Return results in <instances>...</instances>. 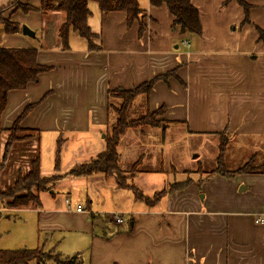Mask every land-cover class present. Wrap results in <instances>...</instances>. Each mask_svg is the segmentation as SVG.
Returning <instances> with one entry per match:
<instances>
[{
  "label": "crops",
  "instance_id": "obj_1",
  "mask_svg": "<svg viewBox=\"0 0 264 264\" xmlns=\"http://www.w3.org/2000/svg\"><path fill=\"white\" fill-rule=\"evenodd\" d=\"M12 2L0 0V11ZM26 2L35 8L40 5V0L22 3ZM225 2L190 0L199 14L200 37L172 28L174 18L165 5L153 7L149 0L142 3L144 9L139 7L143 16L140 34L138 22L127 26L124 13H102L97 5L89 7L88 26L99 37L93 41L99 50H89L86 41L78 37L84 43L79 41L75 34L70 35L68 49H61L57 32L63 13L58 15L55 49L44 44V34L39 35L42 46L37 49V63L50 70L26 89L8 93L0 118L2 130L20 116L21 107L24 110L34 105L21 121L22 129L56 134L57 138L65 133L93 134L101 145L93 154L87 153L91 158L105 146L99 137L107 123V91L130 90L170 73L166 81L160 79L153 85L144 115L147 109L153 113L163 108V115L156 120L187 135L217 139L215 134L226 132L230 137L226 169L238 155L237 149L247 148L249 142V149L255 150L249 157L254 161V172L233 177L213 174L200 185L191 184L164 196L154 206L139 202L143 208L101 213L98 207L90 210L94 204L91 197L87 210L81 203L65 199L72 211L53 208L39 212L38 225L43 231H79L89 236L81 239L88 243V250L76 264H264V173L258 172L264 165V41L259 40L258 32H264V0H245L249 6L247 22L237 0L223 6ZM58 13L24 15L8 10L2 20L26 25L37 38L41 26ZM29 42L17 34L0 36L4 48L33 49ZM58 89L60 94H56ZM79 91L80 95L75 94ZM83 105L85 109L79 108ZM147 128L136 131L143 134ZM63 140L60 165L66 138ZM55 143L49 148L53 159ZM77 158L74 154L67 164ZM137 160L134 158L131 166ZM92 176L110 179L109 185L119 189L112 177H87ZM68 178L72 179L63 176L62 181L66 183ZM77 206L82 213L74 211ZM123 216L128 217L127 225H123ZM258 218L260 222H256ZM109 224L116 226L115 230L108 228Z\"/></svg>",
  "mask_w": 264,
  "mask_h": 264
},
{
  "label": "rangeland",
  "instance_id": "obj_2",
  "mask_svg": "<svg viewBox=\"0 0 264 264\" xmlns=\"http://www.w3.org/2000/svg\"><path fill=\"white\" fill-rule=\"evenodd\" d=\"M19 1L23 2V0ZM144 1L138 0L141 9H144L142 7ZM228 3L223 4V6ZM89 7H96V4L89 2ZM18 12L24 14L21 10H18ZM58 15L61 16L62 13L52 14L51 20L45 23L44 28L41 26L37 32V38L24 36L22 28L27 26L18 24L17 32L11 35L17 34V36L30 39V45L34 49H38L42 46L41 42H38L39 35L44 34L46 37V43L44 44L49 49H55L54 36L59 19ZM29 30L33 33L31 29ZM4 34V24L3 21H0V36ZM75 38L83 42L77 35H75ZM80 93L81 91L75 92L78 95ZM56 94H60V89L56 91ZM49 95L47 94V96ZM143 99L144 97H138L134 101L127 112L128 119H137L144 115ZM42 103L41 101L40 104ZM79 108L85 109L84 105ZM22 111L23 107L19 109V115H21ZM162 127L163 125L156 130L144 129L143 134H139L140 132L138 131H128L129 134L121 139L118 148L121 155L120 166L124 171L130 169L134 158L141 159V164L138 168L139 173L132 183L146 197H152L153 194L169 187L173 183L183 182L187 177L197 180L199 176L197 173L194 174V172L199 169L210 171L216 166L218 138L197 133L187 135L182 129H166L164 127L165 131H163ZM6 135H0V158L3 153ZM132 135H135L134 137L136 138L132 137ZM57 136L56 134L41 132L28 142L12 145L8 150L7 160L0 174V191L8 189L16 180L19 172L25 175L30 170L31 161L37 157L39 158L40 171L43 175L50 176L55 174L53 171L54 159L49 154V148L51 142H56ZM61 137L66 138L65 149H63L61 154L62 164L59 167L61 176L76 164L87 162L90 158L87 157V153L93 154L101 145V142L93 134L65 133ZM99 139L103 141V133ZM241 141L245 142V140ZM250 146L251 144L248 142L247 148L241 147L243 148L242 150L241 148L237 149L239 153L228 165L227 170H234L249 159L255 152V150L249 149ZM78 147L80 148L78 149ZM74 154L78 155V158L73 163L67 164ZM100 177L103 176L84 177L80 181L71 177L72 179L68 178L65 180L66 183L61 179V181L53 183L46 191L39 193L38 207L20 208L17 210L0 207V251L42 250L45 262L38 263L34 261L29 264H55L48 257L70 259L74 256L79 258L81 254H85L88 250V243H82L81 239L83 236L88 239V235L79 231L60 232L52 230L46 232L39 228L38 213L53 208L65 210L63 204L65 199L71 200L72 204L81 203L87 210L90 207L88 204H90L92 197L94 204L91 205L90 210L94 211L93 207H98L103 210L101 213L106 212V210L124 212L144 207L142 203L134 201L131 192L112 188L109 185L110 179L104 180V178ZM127 221L128 217L123 216V225H127ZM108 226V228L115 230L116 226L114 227L112 224ZM73 241H77L75 246L70 245ZM82 258H84V255Z\"/></svg>",
  "mask_w": 264,
  "mask_h": 264
},
{
  "label": "trees",
  "instance_id": "obj_3",
  "mask_svg": "<svg viewBox=\"0 0 264 264\" xmlns=\"http://www.w3.org/2000/svg\"><path fill=\"white\" fill-rule=\"evenodd\" d=\"M231 0H226L228 3ZM95 3L99 11L102 13L122 12L126 15L127 26H130L134 21L138 22L139 34L142 32V11L139 9L137 0H40V5L35 8L26 3H21L19 0H13L11 5L0 11V21L4 24V33L11 35L17 32V25L9 21L2 20V14L5 11L21 10L24 14L30 12H38L40 14L61 12L64 14V21L58 29V39L61 43V49L67 50L69 38L71 34L77 35L79 38L86 41L89 50H99V46L93 43L98 40V36L91 33L88 26V18L90 11L88 3ZM245 13V21L247 22V13L249 6L245 0H237ZM149 4L153 7L165 5L169 14L174 18L172 28H179L182 34H188L196 37L201 35V24L198 11L190 3V0H149ZM259 40L264 41V32L259 31ZM50 68L41 66L37 63V49H13L0 46V118L6 107L7 95L11 91H21L26 89L30 83L37 82L40 74L46 73ZM170 74V73H169ZM169 74L152 79L142 83L130 90H112L106 93V115L107 123L104 134V149L95 156L89 158L85 163H79L73 166L63 174L72 178L87 177L92 174H103L105 177H112L116 186L122 190L131 192L133 198L137 202H143L146 206H154L164 196L175 191L183 190L191 184L200 185L206 181L211 175L219 174L224 177H233L239 174H248L254 172V161L249 158L243 166L235 170L229 171L225 167V154L230 144L229 134L226 132L215 134L218 138V153L216 156V166L213 170L205 173L199 169L194 174H199L197 180L187 177L183 182H176L169 187L160 190L153 194L152 197H146L142 192L132 184V179L139 172L138 168L141 164V159H138L128 171L122 170L120 166V155L118 152L121 139L128 131L138 130L143 128H161L167 129L166 123L157 121L160 118L164 109L159 108L153 113L146 110L145 115L137 119H128L127 112L138 97H144L143 105L145 108L148 104V95L158 80L166 81ZM34 105H28L24 108L21 115L15 119L9 129H0V135L7 134L4 141L3 153L0 158V174L4 169L8 150L12 145L24 143L32 140L38 132L30 129L20 128L21 121L30 113ZM165 131V128H163ZM63 138L60 136L56 141L53 171L55 174L45 176L40 171L39 158L32 160L30 170L23 175L21 172L17 174L16 180L5 191H0V207L17 210L20 208H34L39 206V193L46 191L58 181H61L63 176L59 174L60 151L62 148ZM254 170V171H253ZM264 173V165L258 171ZM204 176V177H203ZM42 250H18V251H0V264H29L31 262L43 263ZM78 256L70 259H55L54 256L48 257L55 264H76Z\"/></svg>",
  "mask_w": 264,
  "mask_h": 264
},
{
  "label": "built area",
  "instance_id": "obj_4",
  "mask_svg": "<svg viewBox=\"0 0 264 264\" xmlns=\"http://www.w3.org/2000/svg\"><path fill=\"white\" fill-rule=\"evenodd\" d=\"M182 44L186 45L187 44L186 40L182 41ZM64 205H65V208L67 211H69V212L72 211V206L68 200H65ZM74 211L77 213H82L83 209L81 208V206H77ZM113 216L115 218V221L117 223H120V221H121L120 217L117 216V214H114ZM260 221H261V219H259V218L256 220V222H260Z\"/></svg>",
  "mask_w": 264,
  "mask_h": 264
},
{
  "label": "water",
  "instance_id": "obj_5",
  "mask_svg": "<svg viewBox=\"0 0 264 264\" xmlns=\"http://www.w3.org/2000/svg\"><path fill=\"white\" fill-rule=\"evenodd\" d=\"M22 34L26 37H30V38L34 37V33H32L27 27L22 28ZM162 128H164V127H162Z\"/></svg>",
  "mask_w": 264,
  "mask_h": 264
}]
</instances>
